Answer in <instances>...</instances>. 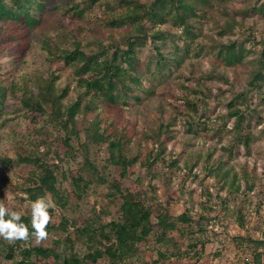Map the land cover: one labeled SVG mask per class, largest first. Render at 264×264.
<instances>
[{"label":"trees","instance_id":"obj_1","mask_svg":"<svg viewBox=\"0 0 264 264\" xmlns=\"http://www.w3.org/2000/svg\"><path fill=\"white\" fill-rule=\"evenodd\" d=\"M48 1L0 0V54L12 47L15 53L9 52V59H20V56L15 57L17 52L24 51L20 40L22 35L19 33L38 26ZM230 1L232 0H54L52 11H59L63 17L71 20L82 21L101 13V27L111 30L113 35L106 36L104 40L99 32L93 30L90 39H81L73 30L60 26L53 35L42 38L40 49L44 53L43 65L50 68L59 63L61 68L54 69L46 76L40 71H35L8 83L7 79L0 80V124L5 123L3 117L7 114L9 91L18 103L10 108L12 117H19V113L23 117L36 114L43 120L41 126L33 128L37 137L35 141L24 137L29 151L18 154L14 159L0 156V171H9L20 166L31 168L25 175L29 184L22 189L26 195L24 200L32 202L41 197L49 198L53 203V207L49 208L50 213L54 212V207L65 213L70 210L71 199L69 193L61 188L63 182L69 183L71 192L79 196L84 195L88 183L84 182L82 176H70L68 169L61 170L57 164L49 166L35 151L39 145L46 144V136L61 135V141L66 148L65 154L73 153V136L77 135L76 117L80 114H94L90 128L85 130L86 136L95 145H105L106 161L119 169L121 180L135 176V169L132 168L138 161L143 169H150L158 161L164 164V142L165 139L174 138L171 128L176 125V116H170L166 123L162 119L156 120L154 129L142 133L145 141H153V154L142 157L138 152L131 157L128 156L127 149L135 131L132 128L116 127L108 133L106 128H100V115L108 108L119 109L120 104L127 105L129 101L139 104L143 98L154 96L156 86L165 83L163 77L170 78L174 72L181 69L186 60L205 55L214 57L227 68L247 64L250 67L247 82L249 89L259 90L264 84V41L260 52L252 60L245 61L250 54L246 50V43L254 41L251 29L247 28V34L242 33L243 39H226L224 42L197 40L204 21L217 24L218 36L226 37L233 35L234 26H239L237 18L242 21L252 15L264 18V1L248 0L253 3L244 8L228 10L224 5ZM219 16L223 18L221 25ZM164 25L168 28L161 29ZM172 29L175 32H172ZM244 37H247L246 40ZM169 42L181 43V48L170 50ZM145 49L150 53L141 60L140 54ZM62 70H69L74 81L75 97L66 103L64 99L68 96L70 85L60 84ZM0 75L3 76L4 72ZM27 92L30 93L28 96ZM239 98H242L241 94L236 100ZM236 100L233 98L226 104V120L214 131L219 133L220 129L226 127L227 122L234 119L235 133L231 137V144L223 148L229 159H232V155L240 146L249 153L251 142L256 138L249 130L250 125L239 121L243 111L237 107ZM261 101L264 103V98H261ZM183 104L188 116L185 122L186 133L200 137L203 131H209L206 122L200 121L201 117L194 123V116L198 113L197 102L185 97ZM176 164L175 160H171L168 166L174 168ZM225 164L218 159L214 163L212 173L219 172ZM223 173L222 188L228 184V188L237 192V174L231 175L229 171ZM229 175L232 177L228 182ZM242 176L245 179L246 191H252L254 183L249 180L251 177L246 169L243 170ZM99 181L104 182L102 178ZM116 191L121 199L120 218L101 223L100 217L94 214L85 218L81 228L70 224L76 240L81 241L91 253L72 254L73 248L67 244L69 234L54 241L51 247L28 245L34 237L31 235L33 229L29 213L21 214V222L29 229L28 240L9 243L0 238V257L11 264H87L90 259L98 261L105 257L111 264H124L136 258L138 246L146 245L151 237L155 243L167 245L170 241L166 238L167 234L178 230L179 224L185 226L192 234L198 231L202 216H199L197 221H193L185 212L172 217L166 209L168 206L160 203H157V207L163 209H157L154 213L156 205L150 207L144 201L146 192L140 195L122 186ZM111 196L107 194V197ZM153 217L155 223L152 221ZM238 220L240 224L243 222L242 215H239ZM67 226L68 221L62 217L56 227L49 222L46 231L48 234L55 229L66 231ZM195 228L197 229L194 230ZM177 251L169 255L166 250L157 251L158 263L164 264L170 257L182 259L190 256L198 259L202 254L201 248L193 255L189 254L188 249ZM259 259L260 254H255L251 264H260Z\"/></svg>","mask_w":264,"mask_h":264},{"label":"rangeland","instance_id":"obj_2","mask_svg":"<svg viewBox=\"0 0 264 264\" xmlns=\"http://www.w3.org/2000/svg\"><path fill=\"white\" fill-rule=\"evenodd\" d=\"M253 1L250 3L248 0H232L224 6L228 10H234L244 8ZM262 1L264 0H259ZM53 3L54 0L47 2V8L41 14L37 27L19 33L22 35L20 40L24 51L17 52L15 57L20 56V59H9V52L15 53L12 47L0 54V73L4 72L3 76L0 75V80L7 79L8 83L12 79L17 80L19 76L35 71H40L46 76L54 69L61 68L62 65L59 63L50 68L43 65L44 53L40 49L42 38L53 35L60 26L73 30L81 39H90L93 30L99 32L104 40L106 36L113 35L111 30L101 27V13L82 21L71 20L63 17L59 11H52ZM218 19L221 25L223 18L219 16ZM236 21L239 26H234L233 35L226 37L218 36L217 24L204 21L197 40L224 42L226 39H243V34L248 33L247 28L251 29L254 41L246 43V50L250 54L245 59L250 61L260 52L264 41V18L252 15L244 21L241 18H237ZM166 28L168 26L164 25L161 29ZM172 32L175 30L172 29ZM246 38L244 37V40ZM168 47L170 50H177L181 48V43L169 42ZM149 53L145 49L140 54V59L144 60ZM249 76L250 67L247 64L227 68L214 57L202 55L197 59L186 60L181 69L174 72L170 78L163 77L165 83L156 86L154 96L143 98L139 104L129 101L127 105L120 104L119 109L103 110L100 115L102 121L100 128H106L108 133L116 127L132 128L135 131L127 149L128 156L131 157L138 152L142 157L153 154L155 148L153 141H145L142 133L154 129L156 120L162 119L166 123L170 116L177 117L176 125L171 128L174 138L165 139L164 142L165 151L162 156L164 164L158 161L150 169L147 167L143 169L138 161L132 168L135 169L133 178L121 180L119 169L106 161L105 145H95L86 136L85 130L90 128L94 114L88 113L84 116L80 114L76 117L77 135L73 136L74 152L71 154H65L66 148L61 141V135L46 136L44 139L46 144L35 149L37 154H40L49 166L57 164L61 170L68 169L70 176H82L84 182L88 183V188L84 195L79 196L71 192V186L67 181L63 182L61 188L69 193L71 199L70 210L64 213L54 207V212L49 213L50 222L55 227L62 217L68 221L66 231L55 229L39 244L33 237L28 245L51 247L54 241L61 240L69 234L67 244L73 248L72 254L91 253L81 241L76 240L70 226L74 224L75 227L81 228L85 218L94 214L100 217L101 223L120 218L121 199L116 189L122 186L132 193L141 195L146 192L144 201L147 206L156 205L154 213L157 209H163L157 207V203H160L168 206L166 209L172 217L185 212L193 221H197L199 216H202L198 231L195 228L194 234L179 224L178 230L167 234L166 238L170 239L171 243L158 244L151 237L146 245L138 246L136 258L124 264H160L157 251L166 250L169 255L177 253L178 249L181 251L188 249L189 254L193 255L200 248L202 254L198 259L190 256L182 259L170 257L171 259L164 264H251L255 254H260L259 263L264 264V103L261 101V98H264V84L259 90H250L247 84ZM60 84L70 85L68 96L64 99L66 103L75 97L74 81L69 70L61 71ZM28 94L30 93L27 92L26 96ZM240 94L242 98L236 100ZM185 97L197 102L198 113L194 116V123L201 117L200 121L206 122L209 129L203 131L200 137L186 133L185 122L188 116L185 114L187 111L183 104ZM233 98L237 107L243 111L239 121L245 125L248 123L249 130L256 138L251 142L249 153L240 146L232 155V159H229L223 148L231 144V137L235 133L234 119L227 122L226 127L220 129L219 133L214 131L226 120V104ZM17 105L12 93L7 92V114L3 117L5 123L0 124V156L13 159L18 154L30 150L24 143V137L35 141L37 137L33 133V128L41 126L43 122L36 114L23 117L19 113V117H12L10 108ZM218 159L226 164L219 172L212 173L211 170ZM171 160L177 162L176 167L168 166ZM30 169L28 166H20L9 171H0V200L9 213L15 211L20 214H31V202L24 200L26 195L22 190L29 184L25 175ZM244 169L251 177L249 180L254 183V188L250 192L245 188V179L242 176ZM225 171H229L231 175L237 174L239 185L237 192L228 188V184L222 188L221 179ZM231 175L227 179L228 182ZM100 178L104 180L103 183H100ZM107 194L112 196L107 197ZM239 215L243 218L241 224L238 220ZM152 221L155 223L154 217ZM154 230L156 231V228ZM61 243L64 244V241ZM89 261L87 264H111L106 257L98 261L91 259ZM0 264L11 263L0 257Z\"/></svg>","mask_w":264,"mask_h":264},{"label":"clouds","instance_id":"obj_3","mask_svg":"<svg viewBox=\"0 0 264 264\" xmlns=\"http://www.w3.org/2000/svg\"><path fill=\"white\" fill-rule=\"evenodd\" d=\"M51 207H53L52 201L43 197L31 202V227L33 229L31 235L34 236L37 244L48 236L46 228L51 220L49 213ZM29 236L27 225L21 222V214L15 211L9 213L5 204L0 200V238L14 243L17 240L26 241Z\"/></svg>","mask_w":264,"mask_h":264}]
</instances>
